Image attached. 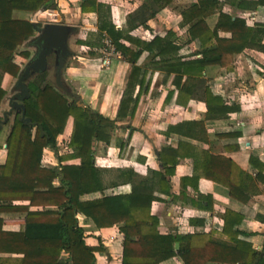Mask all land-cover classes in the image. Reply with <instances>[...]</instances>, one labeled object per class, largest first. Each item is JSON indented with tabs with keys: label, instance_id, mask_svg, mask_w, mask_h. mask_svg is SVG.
I'll return each instance as SVG.
<instances>
[{
	"label": "trees",
	"instance_id": "1",
	"mask_svg": "<svg viewBox=\"0 0 264 264\" xmlns=\"http://www.w3.org/2000/svg\"><path fill=\"white\" fill-rule=\"evenodd\" d=\"M57 1L0 0V108L7 95L3 78L5 74L17 78L23 64L17 63L15 56H31L30 50L22 47L36 32L32 21L14 18L13 12L21 10L34 14L44 8L57 7ZM139 1L138 7L128 14L127 24L130 32L142 29L147 32L146 36L119 29L112 21L110 5L97 0H81L83 13L93 12L98 16L94 35L99 40H78L77 43L91 47L89 54L94 56L98 54L93 49L103 48V41L108 40L114 52L131 65L115 118L88 105L78 106L77 100H83L74 87L79 98L59 92L51 70L29 81L30 97L24 104L26 116L31 121L20 119L19 113L14 114L6 138V160L0 164V213L24 212V229L5 230L6 219L0 217V264H95L96 252L106 248L100 237L97 246L87 243L79 215L85 216L98 229L119 226L124 236L121 264H163L172 257H179L182 264H210L215 257L232 264H264L262 253L243 237L247 234L240 227L244 215L232 208H226L221 214L224 224L220 231H160V218L152 207L154 201L162 198L155 193H164L174 199L171 176L182 156L180 149L187 144L180 142L174 155L160 151L161 169L152 173L157 182V187H151L153 193L109 194V186L119 183H106L104 170L96 164L95 150L96 143L110 145L119 122L135 116L155 71L175 76L177 103L185 105L199 93L208 112L232 111L234 108L228 107L224 98L215 95L206 84V69L218 65L230 70L235 55L246 49L264 52V24L249 26L236 12L237 8L255 10L264 5V0H227V3L197 0L180 8L179 29L168 28L162 34L152 33L149 21L157 19L164 8L177 0ZM226 4L233 7L231 12L225 11ZM213 16L217 18L214 25L209 23ZM221 32L230 36H221ZM145 53L146 61L140 63ZM172 95L173 91H169L167 99ZM181 125L190 137L207 140L202 121ZM169 129L176 130V127ZM60 135L64 136L62 144L58 143ZM124 146V141L118 145L121 149ZM47 147L55 150L58 164L54 167L43 163ZM191 153L193 174L183 177L182 182L192 185L193 190L198 192L200 178L208 177L226 187L230 197L244 204L264 192V160L258 156H250L253 171L248 172L231 159L227 160L228 164L212 160L204 149L194 148ZM76 159L79 162H73ZM122 173L127 182H131L134 171L126 169ZM95 193L100 196L84 198ZM191 201L193 205L201 202L205 210L213 209L209 195L200 194Z\"/></svg>",
	"mask_w": 264,
	"mask_h": 264
},
{
	"label": "crops",
	"instance_id": "2",
	"mask_svg": "<svg viewBox=\"0 0 264 264\" xmlns=\"http://www.w3.org/2000/svg\"><path fill=\"white\" fill-rule=\"evenodd\" d=\"M61 1H57V4L59 2L57 7L75 4V0H63L65 4ZM97 1L110 5L113 23L124 33L130 32L126 17L129 12L138 7L139 3L131 2L134 7L130 11L122 13L124 12L123 8L116 7L117 2L115 0ZM221 1L227 3V0ZM195 2L197 0H177L175 4L179 7L164 8L158 14L157 19L149 21L152 33L162 34L168 28L177 30L176 26L179 29L181 16L178 10ZM174 10L178 13L175 14ZM232 10L233 7L226 4L225 11L231 12ZM48 12L50 13L48 10L41 12V15L48 14ZM80 12L84 16H95L98 22L96 13H83L81 9ZM236 12L246 19L249 26H254L257 23L264 24V5H259L255 10L237 8ZM38 14H40V10L34 14L15 10L13 17L22 21H31L32 17ZM216 19V16L209 18V23L214 25ZM160 20H166V27L163 30L156 29L157 23L161 22ZM169 21L175 22V25L169 26L167 24ZM162 24H165L164 21ZM141 30L136 29L130 33L138 35ZM143 31L141 33H145ZM221 36H230V34L221 32ZM84 46L88 47L87 45ZM145 54L147 56V53ZM110 59L109 65H103V55L93 56L89 54V51L87 53L77 52L69 60L64 75L74 89L77 90V84L81 86V90H77V92L82 96L85 105L110 118H115L126 88L131 65L123 61L118 53L111 55ZM26 60L27 58L19 57L17 54L15 56V61L20 65H24ZM263 73L264 52L256 49H246L236 54L230 70L218 65L208 66L205 77L206 84L215 95L224 98L228 107L234 108L230 112L220 114L208 112L206 103L199 93H196L197 96L191 98L185 105L177 103L178 89L174 84L175 76L164 71H155L151 75L149 91L142 95L135 116L119 122V127L113 132L110 145L104 142L95 145L96 164L104 170L106 183L109 173L113 175L112 182L119 183L114 187L109 186L107 192L109 194H126L132 191L153 193L151 187H157V182L156 179L153 180L155 176L152 173L154 170L161 169L160 151L172 155L177 154L179 143L183 142L187 145H182V150L180 149L182 156L179 157L180 161L175 168L174 175L171 176L174 199L164 193H155L162 198L154 201L152 207L153 212L160 218V231L162 233L220 231L224 224L221 214L226 208H232L241 212L245 217L240 226L242 230L247 232L243 237L252 242L264 258V192L254 196L248 203L244 204L230 197L226 187L208 177L200 178L198 192L193 190L192 185L182 182L183 177L193 174L194 162L189 154H192L194 148L206 150L214 161L223 160L225 164H228L227 160L231 159L248 172L253 171L250 164L252 154L264 160ZM70 74H73V77ZM15 81V77L5 74L2 85L7 90V94ZM137 90L138 88L135 93ZM169 91H173V95L167 99ZM8 109V101L3 100L0 115ZM189 121H202L205 124L207 140H198L189 136L187 130L183 129L181 125ZM10 123L4 124L0 133V164L6 160V138L11 128ZM130 126L134 129H131ZM172 126L176 127V130H170L169 127ZM68 130L71 132L70 123ZM63 138V135L58 137L59 144H62ZM121 141L125 142L122 149L118 147ZM44 161L47 163V167H54L58 164L53 148L47 147L45 149L43 163ZM73 162L77 163L79 160L76 159ZM126 169L134 171L131 182H127L128 179L126 180V177L122 176V172ZM148 178L150 179V187L148 186ZM199 193L211 197L212 210L203 209L201 202L199 205H193L191 200L192 198L197 199ZM95 196L99 197L100 193L86 195L84 198L88 199ZM22 203L27 204L28 202ZM24 216V212L0 213V217L6 219L3 229L8 231L23 230ZM79 220L85 229L90 228L86 229L87 243L97 246L100 237L106 248L105 251L96 252L95 264H121L124 236L120 232L119 226L114 225L109 228L98 229L83 215H79ZM163 264H182V260L179 257H172L165 260ZM210 264L232 263L224 258L215 257Z\"/></svg>",
	"mask_w": 264,
	"mask_h": 264
},
{
	"label": "water",
	"instance_id": "3",
	"mask_svg": "<svg viewBox=\"0 0 264 264\" xmlns=\"http://www.w3.org/2000/svg\"><path fill=\"white\" fill-rule=\"evenodd\" d=\"M47 9H41V12ZM35 25L36 34L24 43V47L33 48L28 61L21 67L15 84L5 96L9 109L0 119V129L9 122V117L15 111L20 114V119L30 122L31 118L26 116L24 100L30 97L29 81L37 74L54 69L55 88L68 96L78 97L73 91V86L65 77V69L69 60L76 55L71 46V39L78 35L77 27L68 23L47 22ZM77 105L85 107L84 102L77 100Z\"/></svg>",
	"mask_w": 264,
	"mask_h": 264
},
{
	"label": "rangeland",
	"instance_id": "4",
	"mask_svg": "<svg viewBox=\"0 0 264 264\" xmlns=\"http://www.w3.org/2000/svg\"><path fill=\"white\" fill-rule=\"evenodd\" d=\"M109 1H111V0H109ZM61 2H64L63 4H65V1L62 0ZM115 2H117V6L115 5L116 7H122L123 8L124 12H122V13H125V11H130L132 9V7H134L133 3H131V2L140 3L139 0H115ZM74 3L75 4L71 3L69 6H67V4H66V7L60 6V7H54V8L47 9L48 11H50V13L48 12V14L46 13L43 15H41V13H40L37 16L32 17V18H34L33 21H35V22L37 21V23H39L40 25H43L44 23H47V22L68 23V24L75 25L77 27L78 35L71 39V46H72L73 50H75L76 53L80 52V51L87 53L91 49V47H89V46L86 47L84 45H80L76 41H78V40L79 41H87V40L91 39V41L97 42V40H99V39H98V37H96V35H94V33H96L95 31L97 30L98 22H97V19L95 18V16H84L81 14L80 7H79L80 0H75ZM58 4H59V2H58ZM169 7H179V6L174 3L172 6H169ZM175 10H174V13L177 14L178 12H176ZM178 11H180V10H178ZM160 21L161 22L157 23V25H158L156 27L157 30H163L166 27V22H165L166 20H160ZM162 21H164L165 24H162ZM167 24L169 26H173V25H175V22L169 21ZM176 27L178 29V26H176ZM141 32H142V30L139 32V35ZM141 34L146 36L147 32L141 33ZM103 42L105 43V46L103 48H99V49L97 48V50H96V48L93 49V51H95L96 54H98V55H105L104 51L107 49L108 45L106 44V41H103ZM22 49H20V50H22ZM29 50H30L31 54L34 52L33 48H29ZM107 52H111V51L108 49ZM111 55L113 56L114 53H112ZM17 56L21 57L20 54H17ZM145 56H146V54H144V56L142 57L141 63L142 62L144 63L146 61ZM29 58H27L26 62L28 61ZM17 60H18V57H17ZM51 71L54 72V70L52 68H51ZM70 75H71V77H73V74H70ZM76 87H77L78 91L81 90V86L79 84H77ZM13 116H14V114H12L9 117V122H11L10 123L11 125H12ZM107 176H108L107 181L109 183L112 182L113 175L111 173H109V175H107ZM86 229L88 230L90 228L87 227Z\"/></svg>",
	"mask_w": 264,
	"mask_h": 264
},
{
	"label": "built area",
	"instance_id": "5",
	"mask_svg": "<svg viewBox=\"0 0 264 264\" xmlns=\"http://www.w3.org/2000/svg\"><path fill=\"white\" fill-rule=\"evenodd\" d=\"M33 19H34V18L31 19L32 22H34ZM106 44H107L108 46H107V49L104 51V54H105V55H103V65H109L110 62H111V59H110L111 54H112V53H115V52H114V48H113V47L111 46V44H110V41L107 40V41H106ZM108 49H109L111 52H107ZM45 161H46V160H45ZM45 161H44V165L47 166V163H45ZM46 162H47V161H46Z\"/></svg>",
	"mask_w": 264,
	"mask_h": 264
},
{
	"label": "flooded vegetation",
	"instance_id": "6",
	"mask_svg": "<svg viewBox=\"0 0 264 264\" xmlns=\"http://www.w3.org/2000/svg\"><path fill=\"white\" fill-rule=\"evenodd\" d=\"M53 69V68H52ZM51 70V69H50ZM54 70V69H53ZM49 71V70H48ZM16 112L14 111L12 114H15ZM14 117V116H13Z\"/></svg>",
	"mask_w": 264,
	"mask_h": 264
}]
</instances>
